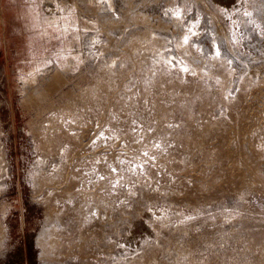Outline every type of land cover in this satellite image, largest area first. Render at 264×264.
<instances>
[{
  "label": "rangeland",
  "instance_id": "1",
  "mask_svg": "<svg viewBox=\"0 0 264 264\" xmlns=\"http://www.w3.org/2000/svg\"><path fill=\"white\" fill-rule=\"evenodd\" d=\"M0 264H264V0H0Z\"/></svg>",
  "mask_w": 264,
  "mask_h": 264
}]
</instances>
